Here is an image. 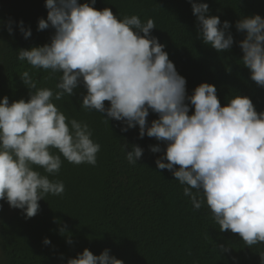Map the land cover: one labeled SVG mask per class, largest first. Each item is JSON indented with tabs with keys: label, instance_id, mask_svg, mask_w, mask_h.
<instances>
[{
	"label": "clouds",
	"instance_id": "clouds-1",
	"mask_svg": "<svg viewBox=\"0 0 264 264\" xmlns=\"http://www.w3.org/2000/svg\"><path fill=\"white\" fill-rule=\"evenodd\" d=\"M188 2L203 43L218 53L229 52L234 45L231 23L210 15L208 3ZM95 4L46 0L47 19L38 21V31L55 29L51 43L18 50L17 58L48 72L47 79L59 76L55 90L38 88L26 70L20 80L29 98L0 100V202L31 219L46 196L65 193L63 181L49 178L59 175L61 156L77 166H96L101 145L89 125L70 119L53 102L75 96L83 86L87 94L80 108L100 113L105 123L119 122L124 133L139 126L140 139L147 135L166 145V150L150 146L154 154L164 152L155 161L157 168L173 174L196 210L206 202L220 232L238 234L249 247L264 243V112L258 113L252 100L241 95L221 106L216 86L208 83L189 96L187 81L169 59L166 45L152 35L153 19L145 23L132 15L121 20L111 8L97 10ZM14 23L6 25L13 36ZM18 27L24 39L32 36L22 20ZM235 27L246 33L239 42L244 68L264 87V18L242 17ZM150 110L159 116L151 126ZM128 147L123 143L126 160L136 166L144 150ZM59 232L66 235V225ZM66 242L73 243L70 237ZM43 244L52 242L45 238ZM110 251L97 256L85 248L67 264H125Z\"/></svg>",
	"mask_w": 264,
	"mask_h": 264
},
{
	"label": "trees",
	"instance_id": "trees-1",
	"mask_svg": "<svg viewBox=\"0 0 264 264\" xmlns=\"http://www.w3.org/2000/svg\"><path fill=\"white\" fill-rule=\"evenodd\" d=\"M0 7V100H27L29 90L20 80L30 71L38 88L55 90L58 76L31 68L20 61L18 50L51 43L55 29L38 31V21L47 19L46 0H1ZM90 0H79V3ZM208 3L210 15L229 21L234 45L229 52L218 53L199 38L196 17L188 0H96L95 8H111L119 19L137 15L142 22L151 18L156 29L152 35L166 45L165 51L186 81L191 96L202 83L215 85L221 106L237 95L249 97L257 112H264V87L250 79V71L242 63L239 42L246 33L235 24L242 17L264 18V0H196ZM30 27L32 36L24 39L19 21ZM14 21V36L6 25ZM73 97L53 101L70 119L86 122L93 131V140L101 145L97 164L74 165L65 160L58 176L50 179L65 184L62 196L49 194L41 200L39 213L31 218L6 202L0 210V264H67L85 248L100 255L105 249L125 264H264V243L249 247L238 234L220 232L206 202L196 210L183 188L168 170L157 168L161 153H152L150 146L166 145L149 138H139V126L121 132L119 122L96 111L80 108L86 89L81 86ZM106 107L110 102H105ZM194 113L190 107L189 115ZM105 118L106 114H105ZM158 114L151 112L149 126ZM123 143L138 145L144 150L136 166L130 165L122 150ZM55 151V150H54ZM167 163V161H165ZM179 166H177V169ZM42 174L43 169H37ZM196 190L193 189V192ZM59 221L58 223H54ZM66 225V235L59 232ZM71 238L73 243L66 241ZM51 240L45 246L43 240ZM221 245L228 251H223ZM64 259L61 260L60 256Z\"/></svg>",
	"mask_w": 264,
	"mask_h": 264
},
{
	"label": "rangeland",
	"instance_id": "rangeland-1",
	"mask_svg": "<svg viewBox=\"0 0 264 264\" xmlns=\"http://www.w3.org/2000/svg\"><path fill=\"white\" fill-rule=\"evenodd\" d=\"M1 5H2V1L0 0V7H1Z\"/></svg>",
	"mask_w": 264,
	"mask_h": 264
}]
</instances>
